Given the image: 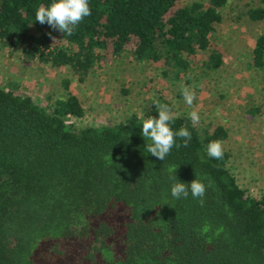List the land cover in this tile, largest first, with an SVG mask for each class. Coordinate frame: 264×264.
Masks as SVG:
<instances>
[{
    "label": "trees",
    "instance_id": "obj_1",
    "mask_svg": "<svg viewBox=\"0 0 264 264\" xmlns=\"http://www.w3.org/2000/svg\"><path fill=\"white\" fill-rule=\"evenodd\" d=\"M51 0H0V46L24 60L66 67L82 81L101 61L130 54L180 79L200 60L215 71L222 55L211 47L227 0H89L91 15L71 36L35 21ZM249 20L264 8H248ZM249 65L264 87V35L254 38ZM166 104V101H163ZM249 109V112L258 111ZM84 109L71 92L47 107L0 87V264H264V197H251L207 145L226 138L189 115L171 127L177 137L161 161L146 150L142 118L158 116L154 102L123 122L75 126ZM110 158V159H109ZM206 186L205 203L171 196L169 179Z\"/></svg>",
    "mask_w": 264,
    "mask_h": 264
},
{
    "label": "rangeland",
    "instance_id": "obj_2",
    "mask_svg": "<svg viewBox=\"0 0 264 264\" xmlns=\"http://www.w3.org/2000/svg\"><path fill=\"white\" fill-rule=\"evenodd\" d=\"M255 7L264 8V0H227L220 9L221 22L211 34V47L222 55L215 71L200 65L209 49L180 79L163 76L159 64L138 62L124 53L104 59L79 81L66 67L28 62L20 51L0 46V87L30 96L45 107L71 92L84 109L81 118H68L78 127L123 122L132 113L140 115L147 101H166L174 115L195 109L200 116L198 130L209 123L226 130L221 142L236 183L251 197H264V87L260 71L249 65L254 38L264 35V19L249 20L245 12ZM182 86L196 93L191 107L183 101ZM251 108L259 110L249 112Z\"/></svg>",
    "mask_w": 264,
    "mask_h": 264
},
{
    "label": "clouds",
    "instance_id": "obj_3",
    "mask_svg": "<svg viewBox=\"0 0 264 264\" xmlns=\"http://www.w3.org/2000/svg\"><path fill=\"white\" fill-rule=\"evenodd\" d=\"M91 15L89 0H51L47 6L41 5L35 12V21L40 24L47 23L51 28L59 30L64 35L71 36L74 34L76 27L84 20L85 17ZM181 94L184 103L191 107L196 99V93L188 86H182ZM158 116H149L142 118V136L144 140L150 141L145 147L148 153L163 161L170 153L173 146H181L176 144V138L182 140V146L187 147L191 141V133L184 126L178 131H173L171 124L175 120L173 109L159 100L154 101ZM189 118L193 125H197L200 116L197 110L189 112ZM224 154V146L221 141L214 140L207 145V155L214 159H222ZM110 159V158H109ZM176 166L172 169L169 179L173 181L171 185V196L175 199L188 198L191 194L200 206L205 203L206 194L205 184L195 178L190 183H184L177 179Z\"/></svg>",
    "mask_w": 264,
    "mask_h": 264
}]
</instances>
